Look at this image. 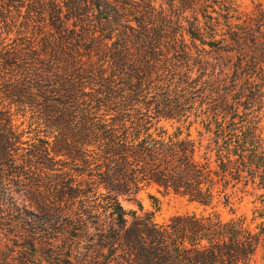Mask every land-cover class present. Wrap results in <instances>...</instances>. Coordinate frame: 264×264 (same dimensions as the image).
Listing matches in <instances>:
<instances>
[{"label":"trees","instance_id":"trees-1","mask_svg":"<svg viewBox=\"0 0 264 264\" xmlns=\"http://www.w3.org/2000/svg\"><path fill=\"white\" fill-rule=\"evenodd\" d=\"M150 185L211 211L159 223ZM249 187L262 4L0 0V264H252L264 221L217 211Z\"/></svg>","mask_w":264,"mask_h":264},{"label":"rangeland","instance_id":"rangeland-1","mask_svg":"<svg viewBox=\"0 0 264 264\" xmlns=\"http://www.w3.org/2000/svg\"><path fill=\"white\" fill-rule=\"evenodd\" d=\"M242 12L253 11L258 4H262L264 10V0H235ZM22 121L19 120L18 124ZM166 126L171 130L170 124ZM22 129L27 128V124L21 126ZM192 135L196 132L192 129ZM143 204L145 211H154L155 220L159 223L167 222L171 217L184 214L187 212H203L211 211L210 208L205 209L203 206L190 202L187 197L176 194L173 191H165L159 189L155 185H150L142 189L138 195ZM123 204L127 209L138 206L123 199ZM224 220H229L235 216H243L247 218L248 222H252L253 227L261 221H264V190L249 187L247 191H238L234 195L233 203L229 207L220 205L217 207ZM263 217V218H262ZM1 245V244H0ZM21 262H18L20 264ZM37 264H42L37 262ZM48 264V263H43ZM252 264H264V241L262 246L258 249Z\"/></svg>","mask_w":264,"mask_h":264}]
</instances>
